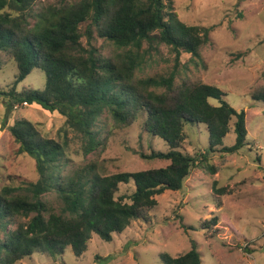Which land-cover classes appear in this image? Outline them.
I'll use <instances>...</instances> for the list:
<instances>
[{
  "label": "trees",
  "instance_id": "16d2710c",
  "mask_svg": "<svg viewBox=\"0 0 264 264\" xmlns=\"http://www.w3.org/2000/svg\"><path fill=\"white\" fill-rule=\"evenodd\" d=\"M64 1L33 13L36 0H0V51L9 54L18 67L11 87L0 89L7 114L24 104L57 111L65 117L66 130L82 137L88 154L100 145L94 127L103 113L108 112L121 126L131 125L144 113L145 129L163 139L169 149L141 153L142 157L170 162L113 174H102L95 164H88L63 174L66 141L44 137L28 119L16 120L8 129L19 145L17 152L35 160L39 178L0 189V264H18L36 252L60 255L67 246L81 257L93 234L111 242L132 221L147 220L149 211L158 205L157 196L166 190H181L199 163L216 173L209 152L235 153L247 144L245 110L227 102L218 86L190 79L178 84L175 71L135 77L143 61L144 42L165 43L177 55L187 52L198 58L201 47L210 42L212 27L183 22L176 12H166L164 0ZM84 22L88 24L82 31ZM83 36L88 38L89 48L82 44ZM95 36L120 51L103 55L91 45ZM34 68L44 71L45 88L18 92V83ZM211 98L219 103H211ZM252 98L264 101V86ZM188 123L208 128V150L198 156L179 149ZM6 125L4 121L0 128ZM231 131L235 142L225 146L223 139ZM122 184L133 187L132 191L122 192ZM212 188L221 195L228 193L217 180ZM52 191L62 203L60 212L42 200V195ZM218 221L215 215L200 227L213 236L208 232ZM181 225L195 228L184 222ZM161 258L164 264H203L195 240L188 251L178 256L162 253Z\"/></svg>",
  "mask_w": 264,
  "mask_h": 264
},
{
  "label": "rangeland",
  "instance_id": "374dc122",
  "mask_svg": "<svg viewBox=\"0 0 264 264\" xmlns=\"http://www.w3.org/2000/svg\"><path fill=\"white\" fill-rule=\"evenodd\" d=\"M63 2L36 0L32 12L38 13L47 6H59ZM164 2L166 12H176L183 22L212 27L210 42L201 47L198 58L187 52L177 55L165 43L144 42L143 61L136 68L135 77L168 75L175 71L178 84L190 79L218 86L227 102L237 110H245L247 144L235 153L209 152L216 173L199 163L181 190H166L158 195V205L149 211V218L132 221L122 233L114 234L111 242L93 234L81 257L75 256L67 246L60 255L36 252L18 264H164L162 253L178 256L191 248L192 240L198 244L203 264H264V101L252 98V93L264 86V0ZM87 24L81 25L82 31ZM82 44L89 48L86 36ZM91 45L105 56L120 51L113 43L96 36ZM17 74L16 61L0 51V89H9ZM45 84L44 71L34 68L18 83L17 91L42 90ZM210 102L219 103L213 98ZM7 111L6 98L0 96V126L7 121L6 127L0 128V189L19 185L23 179L36 181L39 178L35 160L27 154H18L19 145L8 129L20 119L30 120L44 137L66 141L63 174L88 164H95L102 174H113L163 167L170 162L142 157L141 153L169 149L163 139L145 129L144 113L129 126H121L108 112L103 113L94 127L100 145L86 154L82 137L66 130L65 117L59 112L32 104L17 106L8 114ZM188 124L186 139L179 149L198 156L208 150V128L204 124ZM235 137L234 131L229 132L223 145L234 144ZM214 180L219 187H227L228 193L221 195L214 191ZM132 189L121 185L122 192ZM42 200L53 211H61L62 203L56 192L42 195ZM215 215L219 217L218 224L208 232L214 235L207 236L200 227L201 222ZM182 222L195 228L185 229Z\"/></svg>",
  "mask_w": 264,
  "mask_h": 264
}]
</instances>
